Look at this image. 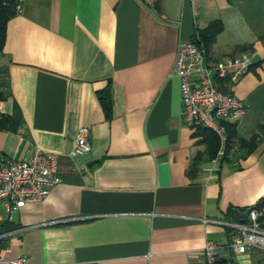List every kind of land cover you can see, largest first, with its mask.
Here are the masks:
<instances>
[{"label":"crops","instance_id":"obj_1","mask_svg":"<svg viewBox=\"0 0 264 264\" xmlns=\"http://www.w3.org/2000/svg\"><path fill=\"white\" fill-rule=\"evenodd\" d=\"M212 23L211 62L254 61L222 82L249 110L226 124L216 155L184 120L174 72L179 41L203 39ZM3 90L0 112L19 113L0 127V164L39 148L57 156L62 180L12 219L0 205L1 259L195 264L209 239L232 242L235 209L246 220L264 197V0H21L0 50ZM80 126L92 148L72 154ZM216 264H264V251Z\"/></svg>","mask_w":264,"mask_h":264},{"label":"built area","instance_id":"obj_2","mask_svg":"<svg viewBox=\"0 0 264 264\" xmlns=\"http://www.w3.org/2000/svg\"><path fill=\"white\" fill-rule=\"evenodd\" d=\"M17 9H21V0H18ZM253 65V58L246 54L211 62L208 53L195 40L181 39L174 72L181 80L182 113L186 123L193 128L211 130L224 147L228 141L226 123L241 119L249 107L232 92L222 89V82H239ZM91 148L90 129L80 126L72 154H84ZM61 180L54 154L37 148L29 158L7 157L0 164V205L7 208L9 219H12L15 210L45 199ZM232 225L237 229L232 242L223 244L209 239L195 264H216L219 260L230 259L233 253H247L251 249L264 251V207L251 206L248 219ZM27 261L26 256L0 258V263L8 264H27Z\"/></svg>","mask_w":264,"mask_h":264},{"label":"trees","instance_id":"obj_3","mask_svg":"<svg viewBox=\"0 0 264 264\" xmlns=\"http://www.w3.org/2000/svg\"><path fill=\"white\" fill-rule=\"evenodd\" d=\"M17 5H18V0H0V50H2L5 45L8 22L18 12ZM220 30H221V25L219 23H212L207 30L202 32L201 35L203 39H195V41L201 48L205 49V51L209 53L211 45L216 38V34ZM5 84L6 82L1 76V85L4 87ZM221 88L226 90V87L223 84L221 85ZM5 97H7V94L3 90L0 94V99H3ZM99 97L104 106L107 116H110L112 110L111 90L108 88L106 90L100 91ZM18 113H19L18 108L15 109V112L13 114L5 115L0 112V127L8 126L9 124L11 125L15 121L17 122ZM197 129H202L203 131L208 132L210 136L209 139H211V143L209 142V148H210L209 151L210 153L216 155L221 144L218 136L207 128L198 127ZM229 140H230V136H229ZM256 206L264 207V197L259 201L258 204H256ZM218 262H220V260Z\"/></svg>","mask_w":264,"mask_h":264},{"label":"water","instance_id":"obj_4","mask_svg":"<svg viewBox=\"0 0 264 264\" xmlns=\"http://www.w3.org/2000/svg\"><path fill=\"white\" fill-rule=\"evenodd\" d=\"M234 211L237 215V219L239 220H242L240 216H247V214L242 213L239 209H235Z\"/></svg>","mask_w":264,"mask_h":264}]
</instances>
